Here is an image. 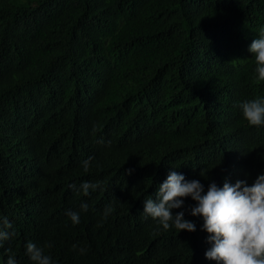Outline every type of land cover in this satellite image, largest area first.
<instances>
[{"label": "trees", "instance_id": "1", "mask_svg": "<svg viewBox=\"0 0 264 264\" xmlns=\"http://www.w3.org/2000/svg\"><path fill=\"white\" fill-rule=\"evenodd\" d=\"M261 28L264 0H0V216L14 233L0 247L2 264L9 255L17 264H33L26 252L31 239L39 247L51 243L45 251L52 264H179L125 245L112 202L126 195H103L97 220L90 210L94 196L68 185L78 189L79 180L110 170L104 145L117 154L118 179L128 169L130 147L156 136L171 143L192 123L212 133L205 149L233 179L259 171L263 159L251 148L264 149V126L243 139L240 104L264 97V83H254L242 57L234 62L241 82L222 62L241 53ZM169 56L184 58L189 78L204 75L218 90L206 99L212 108L196 100ZM224 111L238 120L228 130L218 120ZM102 127L107 133L100 137ZM79 133L89 152L79 148ZM219 133L226 135L217 140ZM216 179L217 172L206 178ZM109 206L114 211L105 219ZM70 211L80 214L78 224ZM148 236L155 243L172 238L152 229ZM190 260L187 253L181 258Z\"/></svg>", "mask_w": 264, "mask_h": 264}, {"label": "clouds", "instance_id": "2", "mask_svg": "<svg viewBox=\"0 0 264 264\" xmlns=\"http://www.w3.org/2000/svg\"><path fill=\"white\" fill-rule=\"evenodd\" d=\"M237 56L251 66L254 83H264V28L259 36L250 37L244 43L241 53L222 62L224 72L235 73L241 82L240 70L234 66ZM169 60L174 70L185 73L196 100L204 108H212L213 103L206 99L218 90L209 84L208 78L204 75L200 80L189 78L184 58L169 56ZM204 61L209 66L208 58ZM240 108L245 122L242 130L245 139L254 126H264V97L244 100ZM218 120L225 122L227 130L238 123L232 111H224ZM106 133V128L102 127L99 136ZM218 135L217 140L226 134ZM214 140L212 133L203 128L197 131L192 123L171 143L159 136L139 142L126 151L128 169L118 179H114L113 174L117 154L104 145L102 149L110 170L101 178L87 175L89 178L78 181V189L75 184L68 187L85 196L90 193L94 196L96 203L90 210L97 220L100 216L96 212L104 204L103 195H126L121 203L112 204L120 220L123 241L129 248L138 245L146 251H156V256L176 258L179 264H264V173H259L264 169V149L251 148L252 153L263 159L259 171L256 170L249 179H233L229 167L225 164L220 167L205 149ZM78 143L83 152H89L85 134H78ZM92 159L89 157L82 162L84 172L89 171ZM215 172L216 180H206ZM81 210L88 211V205L82 203ZM113 211L111 206L107 207L104 218ZM67 215L73 225L80 222L78 212L70 211ZM11 228L8 218L0 216V247L14 235L9 231ZM150 229L158 235L170 233L172 238L163 243L150 241ZM103 231L100 225V238ZM30 241L26 244V252L33 264H52L50 253L45 251V247H52L51 243L39 247L33 243L35 241ZM72 247L75 249L77 245ZM79 251L84 254L86 249ZM186 253L190 254L191 260L182 262ZM1 258L2 254L0 264ZM6 264H17V261L9 255Z\"/></svg>", "mask_w": 264, "mask_h": 264}]
</instances>
